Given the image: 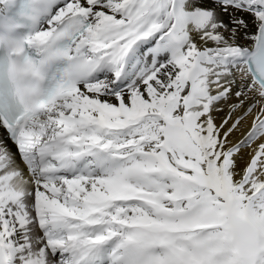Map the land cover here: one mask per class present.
Listing matches in <instances>:
<instances>
[{"label":"snow or ice","instance_id":"1","mask_svg":"<svg viewBox=\"0 0 264 264\" xmlns=\"http://www.w3.org/2000/svg\"><path fill=\"white\" fill-rule=\"evenodd\" d=\"M11 0H0V9ZM0 74V264H264V0H24Z\"/></svg>","mask_w":264,"mask_h":264},{"label":"clouds","instance_id":"2","mask_svg":"<svg viewBox=\"0 0 264 264\" xmlns=\"http://www.w3.org/2000/svg\"><path fill=\"white\" fill-rule=\"evenodd\" d=\"M23 2L11 0L7 8L0 9V74L15 101L30 107L41 92L45 67L42 58L25 55L29 34L14 23Z\"/></svg>","mask_w":264,"mask_h":264}]
</instances>
